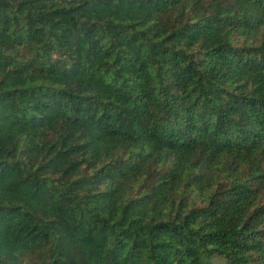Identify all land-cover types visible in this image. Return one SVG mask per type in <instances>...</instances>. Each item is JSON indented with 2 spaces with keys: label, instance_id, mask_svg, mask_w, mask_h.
I'll use <instances>...</instances> for the list:
<instances>
[{
  "label": "trees",
  "instance_id": "obj_1",
  "mask_svg": "<svg viewBox=\"0 0 264 264\" xmlns=\"http://www.w3.org/2000/svg\"><path fill=\"white\" fill-rule=\"evenodd\" d=\"M0 264H264V0H0Z\"/></svg>",
  "mask_w": 264,
  "mask_h": 264
}]
</instances>
